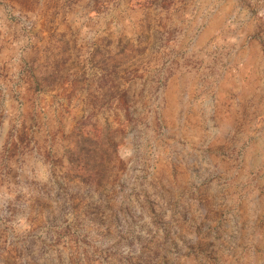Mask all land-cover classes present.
I'll return each mask as SVG.
<instances>
[{"label": "rangeland", "instance_id": "obj_1", "mask_svg": "<svg viewBox=\"0 0 264 264\" xmlns=\"http://www.w3.org/2000/svg\"><path fill=\"white\" fill-rule=\"evenodd\" d=\"M0 264H264V0H0Z\"/></svg>", "mask_w": 264, "mask_h": 264}]
</instances>
